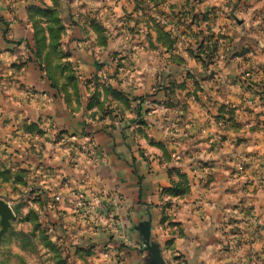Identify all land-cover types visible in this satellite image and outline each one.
I'll return each instance as SVG.
<instances>
[{"label": "crops", "instance_id": "0c3cea01", "mask_svg": "<svg viewBox=\"0 0 264 264\" xmlns=\"http://www.w3.org/2000/svg\"><path fill=\"white\" fill-rule=\"evenodd\" d=\"M100 1L98 16L119 14L118 8ZM159 1L158 11L178 22L175 50L168 52L164 41L149 37L150 52L141 72L135 69L125 90L131 98L159 100L150 103L152 112L163 117L154 138L169 149L162 152L151 145L127 121L94 130L92 125L84 128L78 115L62 113L58 124L66 143L41 151L51 170L40 168L36 176L39 192L51 202L55 226L50 238L59 253L76 256L78 264L94 261L95 256H82L88 245L93 254L104 249L123 264H154L147 240L159 247L167 264H264V122L253 128L219 118L224 113L228 118L234 110L240 114L241 104L248 105L249 89L237 78L251 73L249 65H255L264 90V0ZM25 3L0 0V22L12 29L9 39L24 37L16 8ZM134 4L135 16L145 4ZM182 10L193 15V26L179 20ZM145 28L154 30L153 25ZM201 31L213 37L225 34L223 48L215 40L210 44L217 50L207 65L182 51ZM184 176L190 180V192L172 196L168 190ZM72 192L88 199L99 196L101 206L86 214L73 202ZM168 211L176 222L171 226L167 218L159 221ZM142 223L148 231L138 230ZM12 239L8 233L0 241ZM14 249L9 254L13 264H41L34 256L28 259L21 243Z\"/></svg>", "mask_w": 264, "mask_h": 264}, {"label": "rangeland", "instance_id": "374dc122", "mask_svg": "<svg viewBox=\"0 0 264 264\" xmlns=\"http://www.w3.org/2000/svg\"><path fill=\"white\" fill-rule=\"evenodd\" d=\"M143 1L144 8L136 10L134 16L138 7L134 0H103L104 6L118 8L119 14L98 16L97 11L102 8L100 0H26L22 8H16L26 31L21 40L9 39L13 37L9 33L12 29L7 22H0V199L15 213L11 227L0 237L3 240L13 233L11 243L0 241V264L15 262L9 254L15 253L14 248H20V243L30 261L34 256L41 264H78L76 256L59 253L60 247L50 238L55 226L49 212L51 202L47 195L42 197L36 181L40 168L45 172L51 170L41 151L44 153L56 143H66L58 124L62 113L78 115L84 128L92 125L94 130L103 125L113 126L119 120L127 121L151 145L162 152L169 149L154 138L160 132L155 126L163 117L152 112L150 103L157 104L159 100L152 101L145 95L132 99L125 90L128 87L125 82L133 77L135 69L141 72V63L150 52L149 37L164 41L168 52L176 46L178 22L174 16L158 11L159 0ZM193 19L192 14L181 11L179 20L184 26H193ZM152 25L153 32H148L145 27ZM200 33L193 39L190 37L182 51L207 65L217 50L210 44L215 40L224 46L225 34L213 37ZM249 66L253 75L246 73L237 78L249 89L248 105L241 104L244 112L238 114L234 110L228 118L225 113L219 118L232 124L246 122L255 128L264 122V90L255 65ZM201 164H206L204 168L209 165L204 160ZM238 165L241 167V164L235 167ZM179 183L185 189L184 195L190 192L187 176L181 177ZM171 216L168 211L161 216L160 223L164 218L168 222ZM168 223L171 226L176 222ZM138 230L148 231L147 225L142 223ZM93 249L90 245L83 246L85 254H82L95 256L92 264H123L122 259L109 255V251L100 249V253L93 254L90 252ZM163 264H167L164 259Z\"/></svg>", "mask_w": 264, "mask_h": 264}, {"label": "water", "instance_id": "95a60500", "mask_svg": "<svg viewBox=\"0 0 264 264\" xmlns=\"http://www.w3.org/2000/svg\"><path fill=\"white\" fill-rule=\"evenodd\" d=\"M15 219V213L11 206L0 199V237H2L11 227V222ZM148 239V238H147ZM146 242V241H145ZM146 250L150 251L153 255L154 264H163L158 246L150 245L149 240L146 242Z\"/></svg>", "mask_w": 264, "mask_h": 264}, {"label": "built area", "instance_id": "2783aa9c", "mask_svg": "<svg viewBox=\"0 0 264 264\" xmlns=\"http://www.w3.org/2000/svg\"><path fill=\"white\" fill-rule=\"evenodd\" d=\"M72 194L73 202H75L78 208L85 211L86 214L101 206V199L99 196H92L91 199H88L87 195L79 192H72ZM55 199L56 201H60L61 196H57Z\"/></svg>", "mask_w": 264, "mask_h": 264}, {"label": "trees", "instance_id": "16d2710c", "mask_svg": "<svg viewBox=\"0 0 264 264\" xmlns=\"http://www.w3.org/2000/svg\"><path fill=\"white\" fill-rule=\"evenodd\" d=\"M181 178V177H180ZM178 186L174 187L173 189H169L168 192L172 195V196H182L183 192H184V188L182 186H180V183H177ZM184 195V194H183Z\"/></svg>", "mask_w": 264, "mask_h": 264}]
</instances>
